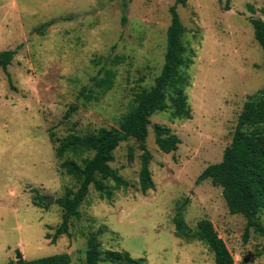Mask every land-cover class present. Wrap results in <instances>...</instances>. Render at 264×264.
<instances>
[{"label":"rangeland","instance_id":"374dc122","mask_svg":"<svg viewBox=\"0 0 264 264\" xmlns=\"http://www.w3.org/2000/svg\"><path fill=\"white\" fill-rule=\"evenodd\" d=\"M175 3L0 0V53L16 52L8 67L11 83L0 70V264L64 253L82 264L87 237L100 227L106 228L104 251L128 252L146 264H215L204 244L175 235L176 208L186 200L191 228L208 219L236 264H264L263 237L250 230L246 240V219L229 213L222 189L197 183L208 166L222 161L246 101L264 89V56L250 22L261 16L264 0H188L178 7L193 62L184 70L192 118L172 119L167 111L151 121L168 127L181 144L164 154L150 127L155 190L143 195L142 152L133 140L121 143L111 166L131 187L115 190L112 201L91 188L69 235L52 242L62 223L57 200L79 184L59 169L50 132L64 138L119 126L135 95L150 89L161 72ZM52 20L42 34L35 31ZM115 58L121 61L113 67L114 88L86 102L82 90ZM72 105L78 111L65 119Z\"/></svg>","mask_w":264,"mask_h":264},{"label":"trees","instance_id":"16d2710c","mask_svg":"<svg viewBox=\"0 0 264 264\" xmlns=\"http://www.w3.org/2000/svg\"><path fill=\"white\" fill-rule=\"evenodd\" d=\"M187 3L188 0H176L170 9L171 25L167 31L161 72L150 89L135 95L133 105L118 127L100 128L87 134L71 133L64 138H57L50 132L51 140L56 143L59 169L79 184L76 190L67 188L63 197L57 200L63 214L62 223L52 236L53 243L61 236L69 235L70 223L73 219L81 217L80 208L88 198L91 188L103 199L112 201L115 190H127L131 187L130 182L111 166L115 161V151L121 143L133 140L142 152L140 192L146 195L155 190L150 169L152 154L147 145L152 117L157 113L170 111L172 119L192 118L185 92L189 82L184 70L189 69L193 62L185 44V27L178 13V7H185ZM260 15L258 18H252L250 22L255 40L264 56V8L260 10ZM55 23L56 21L52 20L35 31L42 34ZM15 54L13 50L0 53V70L6 73L10 83L8 67ZM120 61L115 58L109 62L110 68L103 67L99 74L92 78V85L82 90L81 95L86 102H98L114 88L117 72L113 67ZM77 111L78 106L72 105L66 112L65 119H69ZM152 128L155 143L161 152L170 154L178 149L181 140L168 127L154 124ZM132 157L130 151V158ZM205 181H210L222 189L231 215H240L246 219V240L250 230L264 239V225L261 222V214L264 212V89L244 104L232 143L225 149L222 161L208 166L197 179V183ZM40 199L43 202L44 199ZM187 205L188 200L176 208L173 218L176 237L204 244L212 253L215 264H236L232 253L210 220L198 221L195 228L186 223L184 213ZM44 206L48 205L44 203ZM105 232L106 228L100 227L97 231L89 233L82 264H146L143 258L134 259L128 252L104 251L101 237ZM10 264H72V259L66 253L32 261H27L21 256Z\"/></svg>","mask_w":264,"mask_h":264},{"label":"water","instance_id":"95a60500","mask_svg":"<svg viewBox=\"0 0 264 264\" xmlns=\"http://www.w3.org/2000/svg\"><path fill=\"white\" fill-rule=\"evenodd\" d=\"M53 202V200H52V198L49 200V203H52ZM18 259H20V257L18 256V258H17V260Z\"/></svg>","mask_w":264,"mask_h":264}]
</instances>
